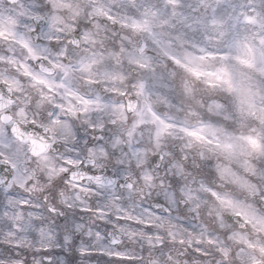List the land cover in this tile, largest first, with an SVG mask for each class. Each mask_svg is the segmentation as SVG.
Instances as JSON below:
<instances>
[{
	"label": "snow or ice",
	"instance_id": "1",
	"mask_svg": "<svg viewBox=\"0 0 264 264\" xmlns=\"http://www.w3.org/2000/svg\"><path fill=\"white\" fill-rule=\"evenodd\" d=\"M0 264H264V0H0Z\"/></svg>",
	"mask_w": 264,
	"mask_h": 264
}]
</instances>
